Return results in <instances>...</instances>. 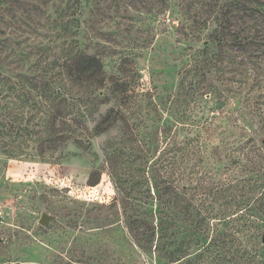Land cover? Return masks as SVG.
<instances>
[{
  "label": "rangeland",
  "instance_id": "1",
  "mask_svg": "<svg viewBox=\"0 0 264 264\" xmlns=\"http://www.w3.org/2000/svg\"><path fill=\"white\" fill-rule=\"evenodd\" d=\"M262 9L0 0V264H264Z\"/></svg>",
  "mask_w": 264,
  "mask_h": 264
},
{
  "label": "trees",
  "instance_id": "2",
  "mask_svg": "<svg viewBox=\"0 0 264 264\" xmlns=\"http://www.w3.org/2000/svg\"><path fill=\"white\" fill-rule=\"evenodd\" d=\"M260 12L264 14V9L260 10ZM67 68L69 75L73 79L91 80L93 77L100 74L102 65L97 56L81 54L76 57ZM99 129L102 130V128Z\"/></svg>",
  "mask_w": 264,
  "mask_h": 264
},
{
  "label": "water",
  "instance_id": "3",
  "mask_svg": "<svg viewBox=\"0 0 264 264\" xmlns=\"http://www.w3.org/2000/svg\"><path fill=\"white\" fill-rule=\"evenodd\" d=\"M262 142L264 143V140H262ZM52 219L53 215L43 212L41 217L38 219V222L42 225H48L49 221Z\"/></svg>",
  "mask_w": 264,
  "mask_h": 264
}]
</instances>
